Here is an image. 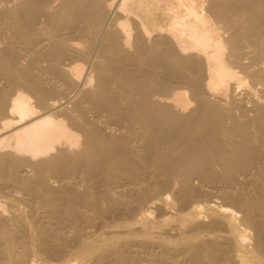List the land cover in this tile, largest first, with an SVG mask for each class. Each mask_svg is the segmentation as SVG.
Segmentation results:
<instances>
[{
  "label": "bare ground",
  "instance_id": "1",
  "mask_svg": "<svg viewBox=\"0 0 264 264\" xmlns=\"http://www.w3.org/2000/svg\"><path fill=\"white\" fill-rule=\"evenodd\" d=\"M0 264H264V0H0Z\"/></svg>",
  "mask_w": 264,
  "mask_h": 264
}]
</instances>
